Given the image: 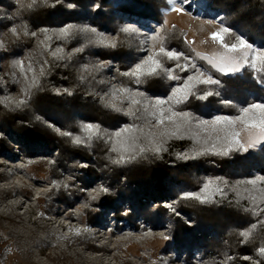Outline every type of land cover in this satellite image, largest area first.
I'll return each instance as SVG.
<instances>
[{"label": "trees", "instance_id": "16d2710c", "mask_svg": "<svg viewBox=\"0 0 264 264\" xmlns=\"http://www.w3.org/2000/svg\"><path fill=\"white\" fill-rule=\"evenodd\" d=\"M200 1L207 11L221 18L224 25L232 28L236 34L243 35L258 48L264 49V0ZM115 3L118 4V13L131 19L138 17L162 21V11L167 8L163 0H50L48 4L40 3L32 10H27L20 9L16 0H0V17H4L0 20V27L8 25L9 21L5 17L9 13L16 16L20 25H27L29 32L41 28H60L67 24L79 27L86 20H92L99 28L117 31L119 41L115 49L98 46L88 51L114 58L128 68V62L134 59L138 46L133 36L120 32L121 18L112 9V4ZM70 4L73 7H69ZM2 41L4 47L0 48V54L1 50L8 53L0 55V63H3L2 68L11 87L21 90L23 84L16 82L19 74L14 78L15 70L12 67L13 62L18 59L17 42L12 37ZM59 42L68 46L77 45V39L70 42L54 38L50 42L51 48ZM173 46L186 50L178 35L168 41V47ZM42 55L48 61V70L40 79L41 89H33L28 105L21 109H11L0 103V130L4 133L0 135L1 150L17 156L20 154L27 164L32 163V159L56 152L54 161H48L47 168L50 178L57 180L60 168H75L82 160L89 161L94 157L95 161H89V167L82 171L83 185L80 188L84 184L94 183L99 176L113 179L110 190L102 194L98 204L105 210H112L116 222L125 223L135 231L139 230L140 220H144L152 230L167 229L171 239L166 249L182 256L186 261L194 253L200 254L205 264H218L221 259L224 264H255L256 260H260L256 249L264 245V227L258 226L246 242L239 234L257 220L251 213L243 210L247 200L237 204L234 192L229 189H225L227 198L219 204L200 205L193 200L179 199L184 192L199 191L204 182V157L177 159V153L190 146V139L168 141L165 145L167 151L161 153L159 158L149 154L147 159L117 166L110 163L109 155L114 157L115 154L109 153L104 141H94L90 147L74 146L49 127L52 123L78 132L81 122H91L114 131L130 119L108 109L95 98L97 87L80 72L76 58L58 61L44 50ZM220 79L222 86L219 97H210L208 101L193 98L184 106L186 110L199 117L211 116L213 113L234 115L235 108L224 106L220 103L221 99L231 100L238 106L264 100V85L254 79L253 73L248 69L241 75L220 76ZM166 84L165 79H149L143 85L154 92H165ZM57 89H69L72 95H57ZM1 95L0 90V98H3ZM38 116L41 119L38 120ZM8 136H15L18 140L17 150L7 141ZM213 159L222 165V169L215 173L219 172L229 179L235 176L246 177L250 170L264 173V145L256 152H234L228 157L213 155ZM84 174L87 175V180L83 179ZM48 198L53 203L68 202L61 186L54 187L53 183ZM169 200L176 201L179 215L161 205L163 201ZM150 202L157 206L153 208ZM124 205L127 207L126 211H123ZM82 216L87 228L103 222L101 213L92 212L91 205L83 211ZM186 219L192 221V224H187ZM142 231H146V227ZM7 249V239L0 235V264L7 263ZM163 256L157 264L173 262L172 256L168 261ZM245 256L251 257L252 261L243 259ZM228 257L232 258L227 259Z\"/></svg>", "mask_w": 264, "mask_h": 264}, {"label": "snow or ice", "instance_id": "6c2138e0", "mask_svg": "<svg viewBox=\"0 0 264 264\" xmlns=\"http://www.w3.org/2000/svg\"><path fill=\"white\" fill-rule=\"evenodd\" d=\"M49 2L50 0H16L20 9L27 10H32L40 3L48 4ZM190 2L191 0H167L169 7L165 11V16L169 13L190 15L186 8ZM69 7L73 5L70 4ZM199 18L192 16L193 20ZM202 22L203 24L217 23L211 19H205ZM8 31L16 39H19L21 35L32 37L37 35L35 32H29L27 25L12 26ZM197 31L204 33L205 29L201 27ZM39 32L43 35L40 45L44 52L58 61L65 59L64 48L52 49L50 42L54 38L66 41L78 32L86 34L88 42L96 46L112 49L118 47V40L115 37L111 39L104 37L94 27L77 28L73 24H67L54 29L41 28ZM120 32L132 37L139 34V29L129 24L121 27ZM177 35L182 39L185 51L168 47V41ZM144 44L145 47L142 50L146 54L133 63L127 71L118 74L136 85H142L149 79L174 81L166 97L150 98L145 92L128 87L121 81L119 86H111L105 96L101 97V102L105 107L116 112H123L124 107H127L128 111L124 114L132 123L114 131L91 122H81L78 125V132L61 129L52 124L48 126L74 146L90 147L94 141H104L108 145L109 153L115 154L114 157L109 155L110 163L117 166H126L138 160L147 159L149 154L159 158L161 153L167 151L165 145L172 139L192 141L194 147L188 153H177V159L184 160L197 159L206 155L228 157L234 152L246 153L258 145H264V100L246 102L238 106L231 100L221 99L220 103L226 107L235 108L236 114H215L209 119L201 118L184 107L193 98L208 101L210 97H219L221 95L219 89L222 86L220 76H235L245 69L251 71L253 78L264 85V49L257 48L243 35L236 34L232 28L220 24L199 40L200 45L214 46L212 50L200 51L195 47L197 41L188 39L187 32L177 29L176 25H172L169 30L167 20L160 30L146 37ZM3 47L4 42L0 40V48ZM75 51L82 52L83 47ZM47 64L48 61L44 60L37 72V67L31 61L26 64L24 60H15L12 65L15 70L13 77L16 78L18 73L16 82L23 84L20 90L21 98L13 100L11 97H4L0 98V103L11 109L26 107L33 89L42 87L40 77L46 75L45 65ZM169 64L172 66L169 67ZM104 66L105 64H100L93 67L102 70ZM88 67L85 66L84 70L88 71ZM81 79L83 80L84 77ZM56 94L72 95V91L57 89ZM121 96L126 99L121 100ZM36 118L41 119L39 116ZM145 125L149 127L146 128ZM152 125L160 126L158 135L153 133ZM165 125L168 126L165 127ZM228 184L229 182L222 177L209 178L202 184L199 191L184 192L179 199L193 200L200 205L219 204L227 198L225 189ZM53 186L60 187L57 182H53ZM232 190L236 203L247 200L248 203L243 210L257 218L256 223L239 233L246 242L258 226L264 227V175L236 181L232 185ZM108 191L109 189L103 186L97 189L98 193ZM244 193L247 195L245 196ZM92 199L96 197L92 196ZM164 207L179 215L173 204L167 203ZM70 231L76 237L81 235V230L78 228ZM161 235L164 240L171 239L169 235L163 233ZM256 255L260 260H256L255 264H261V261H264V245L256 249ZM243 259L251 260L252 258L245 256Z\"/></svg>", "mask_w": 264, "mask_h": 264}, {"label": "rangeland", "instance_id": "374dc122", "mask_svg": "<svg viewBox=\"0 0 264 264\" xmlns=\"http://www.w3.org/2000/svg\"><path fill=\"white\" fill-rule=\"evenodd\" d=\"M163 1L168 8L167 0ZM117 5V3L112 4V9H115L114 14L121 18L120 28L131 24L139 29V34L133 36L136 40L138 50L135 53L134 59L128 62L129 67L146 54L142 50L145 47L144 33L146 31L143 30L144 28H149L148 30L159 29L164 25L165 20H167L168 29H171L172 25H176L179 30L188 33V39H195L197 41L195 47L198 50L211 51L214 46L210 44L200 45L199 40L208 31L215 30L220 24H224L216 14L207 11L205 5L200 0H191L186 5L190 15L169 13L165 16L167 9L165 8L162 11V21L140 19L138 17L133 19L124 17L116 10ZM192 16H198L200 18L193 20ZM5 18L9 23L5 27H0V40L11 38L12 35L8 29L12 26L20 25L16 16L12 13H9ZM2 19L4 17L1 16L0 20ZM205 19L215 20L217 23L203 24L202 21ZM80 27H94L102 36L109 39L115 37L119 41L117 31L99 28L92 20H86L77 28ZM201 27L205 29L204 33H198L197 30ZM33 32L37 33L35 37L21 35L19 39L12 38L17 42L19 50L17 60H24L26 64L31 61L37 67L38 72L39 65L44 61L42 55L43 47L40 45L43 35L37 29ZM76 39L77 45L68 46L59 42L53 45V49L62 47L64 48L65 59H77L80 72L89 78L97 87L95 98L99 102H101V97L105 96L112 85L119 86L121 81L126 83L128 87L133 89L138 88L140 91L145 92L150 98L166 97L175 83L174 81L165 80L167 83V90L165 92H154L145 88L143 84L136 85L131 83L127 78L121 77L118 74L119 72L127 71L129 67H124L122 63L114 58L103 56L98 52L88 51L98 46L89 43L84 33L78 32L67 41H76ZM79 47H83L82 52L75 51ZM256 47L258 48V46ZM171 48L185 51L175 46ZM6 53H8L6 50H1L0 55L2 56ZM85 56H88V58L85 59ZM100 64H105L102 70H97L93 67ZM2 66L3 63L1 62L0 72H2L6 83L9 84V87L15 93L10 96L7 94V87L5 89L0 87L1 96L3 98L10 96L13 100H19L21 98L20 90L11 87ZM85 66H89L88 71L84 70ZM45 69L47 72L48 65H45ZM242 72L237 75H241ZM182 75H187V73H182ZM3 83L5 82L0 81V86H4ZM120 99L125 100L126 98L121 96ZM127 111V107H124L123 112H114L129 119L124 114ZM215 114L217 113H213L212 115ZM211 116H202L201 118L209 119ZM130 123H132L131 120L125 122L119 128ZM52 125L64 129L62 126ZM167 126L165 125V127ZM145 127L147 128L149 126L145 125ZM151 128L153 133L158 135L160 126L152 125ZM0 135H4L1 130ZM7 141L14 146L15 150L18 149L19 142L15 136H8ZM262 146L258 145L246 153L256 152ZM193 147L194 145L191 142L190 146L180 153H188ZM55 156L56 152L46 157L32 159V163L27 164L20 154L17 156L0 149V235L5 237L8 243L6 264H153V261L157 264L162 255H164L163 259L165 261H168L170 256L173 257V262L168 264H205L201 258L202 256L198 253H194L193 257L189 261H186L182 256L175 255L172 250L166 249L169 246L170 239L164 240L161 235L164 232L160 230H153L154 232L147 234L144 232L138 234L131 226L116 222L112 216L113 211L105 210L98 204V199L103 193H98L97 189L103 186L100 185L102 181L98 182L96 187H93V183H91L86 186L84 184L83 188H80L83 185L81 178L84 172L82 171L86 169L81 166L83 164L80 165L81 162L75 168H60L58 170V180L56 178L51 179L47 168L48 161L53 162ZM212 156H202L204 157L203 160L206 165L203 168L204 182L209 178L222 177L229 182L226 189L232 190V185L236 181L250 179L257 175H264V173L258 170H250L246 177L235 176L231 179L226 178L220 175L219 172L215 173V171L222 169V165L220 162L214 159L212 160ZM229 164H231V161H229ZM84 175L85 177L83 179L87 180V175ZM102 177L105 181L104 184H107L108 179L105 176ZM97 181H94V183ZM113 181L111 179L110 183ZM53 182L60 184L64 196L68 199L67 203H53L49 201L48 195ZM244 195L246 196L247 193H244ZM92 196H95L96 199H92ZM90 205L92 212L101 213L103 222L92 228H87L84 223L85 218L82 214ZM151 206L155 208V206ZM122 208L124 209L123 211L127 209L126 205ZM77 228L81 230L79 237L74 236L72 231H70ZM84 229H88V231H84ZM218 264H224V261L221 259Z\"/></svg>", "mask_w": 264, "mask_h": 264}, {"label": "built area", "instance_id": "2783aa9c", "mask_svg": "<svg viewBox=\"0 0 264 264\" xmlns=\"http://www.w3.org/2000/svg\"><path fill=\"white\" fill-rule=\"evenodd\" d=\"M154 27H156V26H154ZM149 28H144L143 30H145L146 32L144 33V36H145V39H146V37L147 36H149L150 34H152L153 32H155V31H158V30H160V28L159 29H155V30H148ZM109 35H111V34H109ZM148 46L150 47L151 46V42L149 41L148 42ZM145 53V52H144ZM85 59H87L88 58V56H85L84 57ZM0 81H4L5 83H3V85L4 86H0V87H2V88H4L5 89V87H7V89H8V91H7V94L8 95H10L11 96V94H14L15 92H13L12 91V89L9 87V84L8 83H6V79H5V77H4V75L2 74V72H0ZM9 96V97H10ZM89 161H95V159H94V157H92L91 158V160H89ZM89 161H87V160H82L81 161V163H80V165L81 164H83V165H81V166H83L84 168H88L89 167V165H90V162ZM106 178V177H105ZM106 179H108V183L107 184H104L105 183V181H104V179H103V177H98V181L97 182H95V183H93V187H96V184L98 183V182H101V184L100 185H103V187H106V188H110V179L109 178H106ZM124 180V178L122 179V181ZM103 183V184H102ZM167 203H171V204H173V206L176 208V201L175 200H169V201H163L162 203H161V205L164 207V205L165 204H167ZM150 205H153V206H157V204L156 203H154V202H150ZM186 222H187V224H192V221H190V220H188V219H186ZM138 225H139V230L137 231V233L138 234H141V232H143L142 231V228L143 227H146V231H144V233H152V232H154L151 228H150V226L148 225V224H146L145 223V221L144 220H140L139 222H138ZM161 232H164V234L165 235H168V231H167V229H162V230H160ZM160 232V233H161ZM232 258V257H231ZM251 261H252V259H251Z\"/></svg>", "mask_w": 264, "mask_h": 264}]
</instances>
